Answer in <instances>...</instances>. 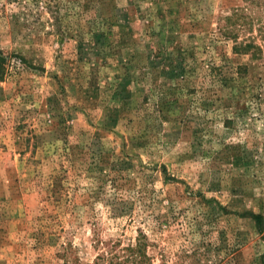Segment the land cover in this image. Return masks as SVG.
<instances>
[{
    "label": "rangeland",
    "instance_id": "374dc122",
    "mask_svg": "<svg viewBox=\"0 0 264 264\" xmlns=\"http://www.w3.org/2000/svg\"><path fill=\"white\" fill-rule=\"evenodd\" d=\"M0 0V264H264V8ZM255 38L262 58L238 52Z\"/></svg>",
    "mask_w": 264,
    "mask_h": 264
},
{
    "label": "trees",
    "instance_id": "16d2710c",
    "mask_svg": "<svg viewBox=\"0 0 264 264\" xmlns=\"http://www.w3.org/2000/svg\"><path fill=\"white\" fill-rule=\"evenodd\" d=\"M246 7L237 8L230 12V15L227 17L228 27L225 31H227V36L232 38L233 40L238 41L239 38V29L250 25L253 30V24L256 20L251 14L248 15L247 12L250 13L252 11V7L254 5L259 6L260 9L264 8V0H245ZM259 37L264 42V25L259 26ZM236 49L238 52H244L246 54H250L253 59L262 58L263 49L262 46L256 43L254 37L251 39L245 40L242 43H236ZM9 60L0 55V81L6 76L7 68H8ZM253 219L255 220L258 230L260 233L263 232L264 220L261 215H253ZM148 243L147 239L144 235H141L137 238L135 244H129L127 247L121 250H106L94 260L93 264H151V257L147 252ZM78 264V263H74Z\"/></svg>",
    "mask_w": 264,
    "mask_h": 264
}]
</instances>
